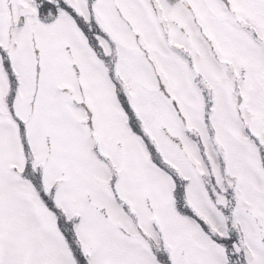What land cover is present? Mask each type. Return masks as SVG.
Returning a JSON list of instances; mask_svg holds the SVG:
<instances>
[{
    "label": "snow or ice",
    "instance_id": "snow-or-ice-1",
    "mask_svg": "<svg viewBox=\"0 0 264 264\" xmlns=\"http://www.w3.org/2000/svg\"><path fill=\"white\" fill-rule=\"evenodd\" d=\"M0 264H264V0H0Z\"/></svg>",
    "mask_w": 264,
    "mask_h": 264
}]
</instances>
